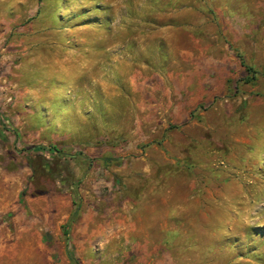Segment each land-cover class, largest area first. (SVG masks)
<instances>
[{
  "label": "rangeland",
  "instance_id": "1",
  "mask_svg": "<svg viewBox=\"0 0 264 264\" xmlns=\"http://www.w3.org/2000/svg\"><path fill=\"white\" fill-rule=\"evenodd\" d=\"M0 264H264V0H0Z\"/></svg>",
  "mask_w": 264,
  "mask_h": 264
},
{
  "label": "trees",
  "instance_id": "2",
  "mask_svg": "<svg viewBox=\"0 0 264 264\" xmlns=\"http://www.w3.org/2000/svg\"><path fill=\"white\" fill-rule=\"evenodd\" d=\"M66 229H67V227L65 226L64 227V235H67V230ZM67 255H68V257H69L70 260H74L73 259V256H72V253L69 250V244H67Z\"/></svg>",
  "mask_w": 264,
  "mask_h": 264
}]
</instances>
